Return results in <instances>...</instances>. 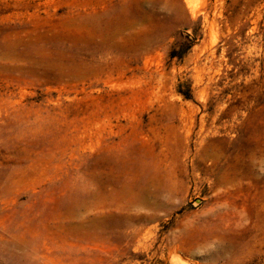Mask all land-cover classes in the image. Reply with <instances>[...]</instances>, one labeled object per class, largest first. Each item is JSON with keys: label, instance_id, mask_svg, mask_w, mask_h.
Segmentation results:
<instances>
[{"label": "rangeland", "instance_id": "obj_1", "mask_svg": "<svg viewBox=\"0 0 264 264\" xmlns=\"http://www.w3.org/2000/svg\"><path fill=\"white\" fill-rule=\"evenodd\" d=\"M263 19L0 0V264H264Z\"/></svg>", "mask_w": 264, "mask_h": 264}, {"label": "trees", "instance_id": "obj_2", "mask_svg": "<svg viewBox=\"0 0 264 264\" xmlns=\"http://www.w3.org/2000/svg\"><path fill=\"white\" fill-rule=\"evenodd\" d=\"M261 25L263 26V28H261L262 30H264V19L263 21H261ZM197 32L194 31L193 32V36H189V35H185L183 36V38L180 40V43L178 45V47L176 49H174L171 53H169V58L170 59H181L185 54H187L191 48L193 47L195 41L197 40ZM181 95H184L185 98L187 100L191 99L190 93H189V89L185 91H178Z\"/></svg>", "mask_w": 264, "mask_h": 264}]
</instances>
